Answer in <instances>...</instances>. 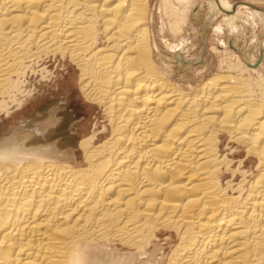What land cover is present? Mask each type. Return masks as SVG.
<instances>
[{"label": "bare ground", "instance_id": "1", "mask_svg": "<svg viewBox=\"0 0 264 264\" xmlns=\"http://www.w3.org/2000/svg\"><path fill=\"white\" fill-rule=\"evenodd\" d=\"M206 3L185 67L191 47L159 54L149 0H0V120L34 98L32 79L54 81L53 62L102 112L84 134L50 101L0 139V264H264V94L232 65L173 80V65L202 64L223 10L264 8Z\"/></svg>", "mask_w": 264, "mask_h": 264}, {"label": "rangeland", "instance_id": "2", "mask_svg": "<svg viewBox=\"0 0 264 264\" xmlns=\"http://www.w3.org/2000/svg\"><path fill=\"white\" fill-rule=\"evenodd\" d=\"M206 1H197L199 4L203 2V6L194 15V9L192 12H185L187 10L184 8L186 5L179 3L178 0H149L151 14L154 18L153 30L161 51L159 52L160 55L171 58L179 52L182 53L186 49L184 48L185 46L188 47L187 49L191 47L190 52L185 56L187 61H183V66L186 67L187 63L185 62L195 64L204 47L207 14L211 5L212 7L214 6V3L210 5ZM229 1L238 5L249 4L264 8V0ZM167 4L169 5L168 7ZM234 10L236 15L232 14V10H223L216 16V20L209 30L207 48L204 58L200 61L202 64L196 65L189 70L180 67L179 63L173 65V67H176L173 69V71L175 70V75L173 76L175 82L185 85V87L190 85L197 86L208 77L221 71L229 70L228 67L232 65L230 67L235 68V75H241L243 79H246L253 90L255 89L254 92L258 97L261 95L260 93L264 94V57L256 72L246 69L247 66L245 64V60L255 63L260 58L259 48L264 42V12L250 8H236ZM186 14L188 15L186 16ZM180 18L181 22H183L181 23L182 25L179 24ZM171 27L175 29L173 32ZM235 48L238 52L234 50ZM51 69H54L53 71L55 72L53 82L39 85L37 79H32L31 84L35 85L34 98L25 104L21 110L14 113L11 118H1L0 139L3 136H8L9 132L12 131V127H17L24 119L32 116L45 103L50 101H64L69 108L79 111L81 116L80 131L85 134L92 130L94 123L100 119L102 112L100 108L89 104L82 97L78 85L79 73L76 68L68 63L53 62L51 63ZM244 156L245 152L240 150L239 159Z\"/></svg>", "mask_w": 264, "mask_h": 264}, {"label": "water", "instance_id": "3", "mask_svg": "<svg viewBox=\"0 0 264 264\" xmlns=\"http://www.w3.org/2000/svg\"><path fill=\"white\" fill-rule=\"evenodd\" d=\"M205 34H206V32H205ZM259 56H261V55H259Z\"/></svg>", "mask_w": 264, "mask_h": 264}]
</instances>
